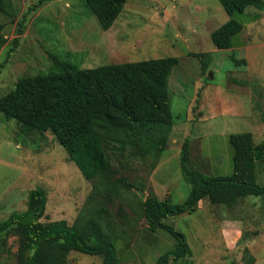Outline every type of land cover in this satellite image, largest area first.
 I'll return each mask as SVG.
<instances>
[{"label": "rangeland", "instance_id": "rangeland-1", "mask_svg": "<svg viewBox=\"0 0 264 264\" xmlns=\"http://www.w3.org/2000/svg\"><path fill=\"white\" fill-rule=\"evenodd\" d=\"M161 3H167L170 11L186 10L189 17L180 14L181 21L175 15L173 20H167ZM15 9L14 16L8 17L6 30L10 35L0 52V64L6 61L0 72V97L13 90L20 77L48 72L51 54L82 68L168 56L179 58L170 77L171 106L177 125L168 132H147L155 140L168 136L165 148L137 158L128 153L124 157L112 156L118 175L128 177L136 185L123 199L115 200L114 215L122 208L129 225L130 218L134 219V228L127 230L125 237H138L146 224L140 209L135 215L130 207L133 203L139 207L140 198L156 193L166 197L169 192L173 203H182L189 196L191 184L182 171L179 148L185 137L194 139L191 151L195 157H209L211 163L228 161L229 143L216 136L222 128L230 133L252 132L257 144L264 140V98L259 95L261 90L264 94V9L249 7L246 12H260L262 17L249 25L244 21L240 36L234 39L241 46L223 50L216 48L210 35L230 18L219 0H128L109 30L102 28L85 0H49L42 5L32 0ZM20 23L24 31L18 46L12 49ZM194 27L200 32L195 33ZM193 32L200 36L194 37ZM199 52H209L205 56L206 72L200 59L191 55ZM243 81L249 83L242 88L249 99H243V104L234 107L210 99L218 90L230 93L234 83L240 85ZM223 113L239 115L221 116ZM224 121L226 125L221 124ZM178 127L184 129L176 133V141L173 133ZM208 145L212 147L210 151ZM257 171V182L264 185L263 163L257 164ZM94 183L85 178L52 132L24 128L0 111V221L14 211L26 210L29 191L41 187L48 196L42 221L65 219L72 224ZM204 202L193 213L165 219L186 235L193 250L192 256L172 264H264V195L243 197L228 206L212 203L208 197ZM20 241L16 230L2 235L0 264H19ZM116 250L119 253L117 247ZM166 250L163 246L157 254ZM71 255L78 256L81 264L101 258L82 252Z\"/></svg>", "mask_w": 264, "mask_h": 264}, {"label": "trees", "instance_id": "trees-1", "mask_svg": "<svg viewBox=\"0 0 264 264\" xmlns=\"http://www.w3.org/2000/svg\"><path fill=\"white\" fill-rule=\"evenodd\" d=\"M45 1L49 0H38V5ZM85 1L104 30L114 25L128 2ZM219 1L230 18L211 33V39L221 50L239 46L234 39L241 34L244 21H256L262 16L246 10H263L264 0ZM15 10L12 0H0V15L11 18ZM5 26L0 24V52L8 41ZM23 31L20 23L12 49L18 46ZM207 54L191 53L200 59L204 72ZM50 56L51 69L20 77L15 88L0 97V111L24 128L52 132L85 178L95 181L94 187L72 224L65 219L42 221L47 193L41 187L31 189L26 210L14 211L0 221V238L11 230L20 233L19 264H69L72 251L100 255L103 264H122L114 240L124 238L127 230L134 228V219L130 218L129 225L122 208L115 216V200L123 199L136 185L128 177L118 175L112 156L124 157L128 153L137 158L165 148L168 136L155 140L147 132H168L175 124L170 77L179 58L168 56L82 68L55 54ZM234 61L239 62L237 58ZM5 64L6 61L0 64V72ZM259 95L264 98L263 90ZM229 144L234 151L233 173L211 175L190 165L191 140L186 138L181 147V168L191 184L187 199L173 203L170 198L159 199L153 194L140 198L139 207L130 205L135 215L140 209V217L151 230L162 229L175 239L174 247L162 253L156 264H171L193 255L186 235L165 222L166 218L195 212L205 197L212 203L229 205L243 197L264 195V185L257 182V164H264V140L256 144L252 132H237L229 135ZM159 154L156 152V156Z\"/></svg>", "mask_w": 264, "mask_h": 264}, {"label": "crops", "instance_id": "crops-1", "mask_svg": "<svg viewBox=\"0 0 264 264\" xmlns=\"http://www.w3.org/2000/svg\"><path fill=\"white\" fill-rule=\"evenodd\" d=\"M12 1L14 4V7L16 8L17 5H21V4L24 5V4H26V2L29 3L32 0H12ZM54 2L58 3L60 1H54ZM69 5L71 6V4H69ZM46 6L47 5H45L43 7V9L46 8ZM160 6H162L161 10H162V12H164V16L166 17L167 20H173L172 18L175 15L177 18L179 17V20L181 21L182 17H180V14H181V16L185 15V16L189 17L187 15L188 12L186 10L184 11V13L173 11V10L170 11L167 3H161ZM176 8H178V7L176 6L173 9H176ZM249 13H254V12H249ZM0 16H1L0 18L3 19V22H1L0 24L6 25L7 22L9 21L8 16L3 15V14H1ZM191 21H193V19ZM252 23L253 22H246L245 24L249 25ZM6 28H7V26H5V31L8 33V36H9L10 33L6 30ZM192 30L195 33L200 32V29H198V27L197 28L194 27ZM194 32L192 33V35H194V37L200 36V35H195ZM190 36H191V34H190ZM191 37H193V36H191ZM197 42L198 41L196 40V43ZM239 46H241V45L239 44ZM243 87L246 88L245 85H241V84L239 85L237 83H234V86L230 87V93L227 94L224 91L218 90V91L214 92L215 94L210 95V99L212 100V102H217V101L218 102H225V103L233 105L234 107H237L238 105L243 104V99L249 100L248 97L245 95L244 90L242 89ZM200 109H201V105H200ZM230 110H233V108L231 107ZM200 112H202V109ZM225 115L226 116H228V115L237 116L239 114H237V113H227V114L223 113V114H221V116H225ZM214 118H216V116H214L211 119H214ZM197 121H195L193 123H196ZM221 124L226 125L227 122L224 121ZM176 125L177 124L175 123L174 126H176ZM225 128H222V132L216 133V136L223 138L226 142L229 143V135L231 133L224 130ZM183 129L184 128H182V127H178L176 130H174L173 134H174V138L176 141L178 139L175 137V135L179 134L180 131L182 132ZM186 133H189V130ZM189 137L190 136H187L182 140V143L180 144V147H179L180 150H181L182 144L185 141V139L189 138ZM190 140H191V146H192V142L194 141V139H190ZM254 141H255V137H254ZM211 148H212L211 145H208L207 149L209 151ZM191 150H192V148H191ZM233 153H234L233 148L229 144L228 161L226 160V161L219 162L217 160H214V162L211 163L210 160L208 159L209 157H202L201 156V159L198 160L195 157L196 155L193 154L191 151V163H193L194 166H198L199 170H201L205 173L211 174V175H231L233 173ZM196 169H198V168H196ZM157 170H158V167H157V169H155V172H157ZM155 195L159 199H165V198L171 199L169 192H167L166 197L163 196V193H156ZM204 204H205V202H204V198H203L199 201L197 208H201V206H204ZM24 210H22V211H24ZM145 222H146V220H145ZM155 243H157L158 245H155ZM114 244H115V248L117 247V249L119 250V253L118 252L117 253H118L119 257L122 259V264H156L157 258L160 256L159 254H157L158 253L157 249L161 250L162 247L164 246L165 249L171 250L175 245V239L173 237H171L166 231H164L162 229L151 230L149 228V225L146 222L145 226L143 227V229L141 231V234L138 237L133 238V239L130 238L129 236L124 237V238L118 237L114 240ZM168 250H166V251H168ZM72 252H78V251H72ZM72 252L69 255V264H79V263L81 264L82 260L80 258H78V256L76 257V255L72 257V255H71ZM91 255H95V254H91ZM95 256H100V255H95ZM100 257L101 258H98V257L92 258L90 260L83 262L82 264H103V257L102 256H100ZM172 263L173 262H171V264Z\"/></svg>", "mask_w": 264, "mask_h": 264}, {"label": "water", "instance_id": "water-1", "mask_svg": "<svg viewBox=\"0 0 264 264\" xmlns=\"http://www.w3.org/2000/svg\"><path fill=\"white\" fill-rule=\"evenodd\" d=\"M210 77H213V74L212 73H210Z\"/></svg>", "mask_w": 264, "mask_h": 264}]
</instances>
